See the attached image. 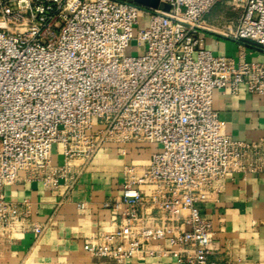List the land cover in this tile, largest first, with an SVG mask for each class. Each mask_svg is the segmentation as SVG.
Segmentation results:
<instances>
[{
    "label": "built area",
    "instance_id": "1",
    "mask_svg": "<svg viewBox=\"0 0 264 264\" xmlns=\"http://www.w3.org/2000/svg\"><path fill=\"white\" fill-rule=\"evenodd\" d=\"M161 1L170 9L136 0H0V240L43 229L6 186L24 178L54 187L60 177L75 180L106 143L150 142L160 149L149 164L126 168L114 227L87 237L83 249L122 260L156 254L168 240L177 264H217L209 259L213 223L199 203L228 174L264 171V136L225 133L213 93L242 84L264 93V64L214 54L205 33L264 50V0H228L233 17L221 27L206 20L221 0ZM136 39L143 46L127 53ZM55 145L62 165L52 163ZM141 183L154 187L146 194Z\"/></svg>",
    "mask_w": 264,
    "mask_h": 264
},
{
    "label": "crops",
    "instance_id": "2",
    "mask_svg": "<svg viewBox=\"0 0 264 264\" xmlns=\"http://www.w3.org/2000/svg\"><path fill=\"white\" fill-rule=\"evenodd\" d=\"M225 14L218 2L206 20L221 27ZM205 44L214 54L264 64V50L215 32L205 33ZM213 107L225 123L224 132L232 137L254 141L264 136V93L251 92L245 84L236 93L230 87L216 89ZM159 149L150 142L106 143L75 180L60 177L58 185L47 187L41 180L22 178L6 186L8 198L30 203L31 218L43 229L38 234L17 232L9 240H0V264H177L176 247L168 240L160 241L156 254L122 260L95 257L83 249L87 237L114 227L112 203L122 196L126 168L149 164ZM64 160L60 145H55L52 163L62 165ZM75 163L82 164V159ZM136 186L146 194L154 187L150 183ZM199 206L215 231L210 260L217 264H264V171L228 174L221 191ZM152 207L146 204L147 211H158ZM125 208L120 204L118 210Z\"/></svg>",
    "mask_w": 264,
    "mask_h": 264
},
{
    "label": "rangeland",
    "instance_id": "3",
    "mask_svg": "<svg viewBox=\"0 0 264 264\" xmlns=\"http://www.w3.org/2000/svg\"><path fill=\"white\" fill-rule=\"evenodd\" d=\"M218 2H219V5L222 7V9L227 12V14H225V16H224V19H222L223 21L221 20V22L224 23V21L227 20V18H230L231 16L233 17V14L231 13V11L229 9L228 0H221ZM215 10H217V7ZM229 14H231V15H229ZM227 16H229V17H227ZM136 32H137V28L135 27L134 33L136 34ZM141 46H143V42L136 39L128 47L127 53L137 54Z\"/></svg>",
    "mask_w": 264,
    "mask_h": 264
},
{
    "label": "water",
    "instance_id": "4",
    "mask_svg": "<svg viewBox=\"0 0 264 264\" xmlns=\"http://www.w3.org/2000/svg\"><path fill=\"white\" fill-rule=\"evenodd\" d=\"M139 3L148 4L153 7H160L165 10L170 9V5L166 2H162L161 0H136Z\"/></svg>",
    "mask_w": 264,
    "mask_h": 264
}]
</instances>
